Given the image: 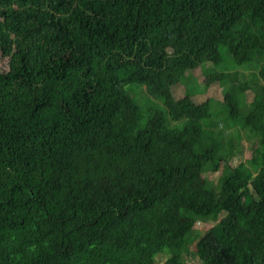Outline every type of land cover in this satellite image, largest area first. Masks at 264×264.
<instances>
[{"label": "trees", "instance_id": "16d2710c", "mask_svg": "<svg viewBox=\"0 0 264 264\" xmlns=\"http://www.w3.org/2000/svg\"><path fill=\"white\" fill-rule=\"evenodd\" d=\"M0 55V264H264V0H0Z\"/></svg>", "mask_w": 264, "mask_h": 264}, {"label": "rangeland", "instance_id": "374dc122", "mask_svg": "<svg viewBox=\"0 0 264 264\" xmlns=\"http://www.w3.org/2000/svg\"><path fill=\"white\" fill-rule=\"evenodd\" d=\"M6 62H7V58L0 55V66L5 65ZM198 74L200 76L199 78L202 80L201 74L200 73ZM220 91H221V87L218 85H215L212 88H210L205 95L200 96L199 99L203 100L207 98V96H212V97L217 98L221 94ZM252 97H253V94L249 92L247 95L248 100L251 101ZM228 139H233L235 144H238L239 141L242 140L244 144V158H249L253 154L254 138L248 139L244 132L239 134L238 132H236V130L230 129L227 133H225V141ZM217 176H218V172L211 174L212 178H216ZM197 225H198V228L201 229L203 232L209 227V225H206V224L199 223ZM163 261H164V258H158L157 264H162Z\"/></svg>", "mask_w": 264, "mask_h": 264}]
</instances>
